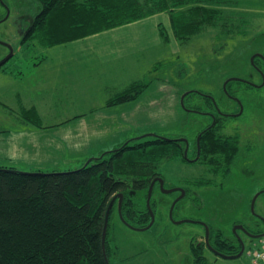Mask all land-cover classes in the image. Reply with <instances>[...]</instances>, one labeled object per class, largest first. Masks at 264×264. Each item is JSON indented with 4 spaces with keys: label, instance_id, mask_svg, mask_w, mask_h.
I'll return each mask as SVG.
<instances>
[{
    "label": "rangeland",
    "instance_id": "374dc122",
    "mask_svg": "<svg viewBox=\"0 0 264 264\" xmlns=\"http://www.w3.org/2000/svg\"><path fill=\"white\" fill-rule=\"evenodd\" d=\"M230 1L234 5L223 8L225 13L245 15L239 35L224 34L221 27L216 26L207 27L202 34L185 43L172 39L164 42L157 31L161 24L169 30V22L167 15L159 14L136 26L62 46L58 48L62 49L60 54L55 52L56 58L51 59L46 49L34 44L20 45L23 32L40 12L37 1L0 0V62L9 53L8 45L14 53L0 70V169L43 174L73 172L97 158L101 151L126 140L137 139L130 143L134 144L151 139L152 134L177 137L183 130L181 123L188 124L196 119L179 106V98L188 91L213 96L218 106H228L223 97L224 90H228L224 88L225 81L250 75L259 81L249 67L250 59L255 52L264 51V0ZM232 23H240V20L234 19ZM114 45L127 48L126 56L122 57L119 52L114 55L113 52L119 49H113ZM74 52H77L76 58L79 56L82 60L79 63L69 59ZM44 56L48 60L40 77L45 79L42 83L45 91L51 90L48 99H45L48 93L41 92L43 88L32 86L36 71L32 66H25ZM66 56L70 61L66 69L75 70L76 67L77 70L67 71L55 81V68L59 66L56 61ZM101 67L114 69L110 71L118 80L125 77L124 74L135 75L138 70V75L129 78L133 83L147 84V87L136 101L110 110L105 107L108 97L104 94L108 77H101L98 72ZM15 68L24 73L20 80V73L15 74ZM81 69L87 72L83 75L78 72ZM81 79L85 84L80 82ZM76 80L81 90L76 91L73 98H57L53 94L54 87L63 91L61 85L74 84ZM17 94H23L22 100H30L36 105L42 129L22 122ZM85 101L94 107L91 113L77 118L76 122L54 125V119L66 116V108L59 107L61 103L71 102V117H75L82 114L81 102ZM245 109L250 117L245 124L254 123L255 128V121L250 119L260 122V112L251 105ZM233 123L246 132L243 118ZM258 127L260 131L253 139L260 160H249L244 164L245 169L241 173L235 172L220 189H200L202 207L199 209L192 208L187 200L179 199L172 212L174 221L201 219L211 225L214 233L220 229L221 236L229 239L231 225L228 223L235 216L241 217L244 208L249 217L252 214L264 216V195L258 198L253 213H250V202L259 189H264V125ZM188 128L186 131L193 126ZM242 135L245 140L244 133ZM241 153L246 154L245 151ZM175 158L162 162L158 168L169 186L178 185L180 178V163ZM152 196L156 207L153 225L144 231L134 230L124 225L114 213L109 224L111 243L115 242L119 256L129 258L126 264H191V244L200 241L205 232L198 224L177 225L170 220L168 213L171 203L177 199L175 194L162 195L155 189ZM258 241L247 242L242 256L237 259L218 258L206 250L204 253L211 264H251L248 253L254 250Z\"/></svg>",
    "mask_w": 264,
    "mask_h": 264
},
{
    "label": "trees",
    "instance_id": "16d2710c",
    "mask_svg": "<svg viewBox=\"0 0 264 264\" xmlns=\"http://www.w3.org/2000/svg\"><path fill=\"white\" fill-rule=\"evenodd\" d=\"M36 1L40 12L23 32L21 47L34 44L50 49L159 14L167 15L169 22V30L161 23L158 30L164 42L172 39L185 43L207 27L216 26L224 34L239 35L245 22V15L223 11L233 7L230 0ZM234 19L240 23H232ZM146 87L131 83L109 97L105 107L130 104ZM21 112L24 124L43 127L34 107H23ZM150 136L134 144L130 143L137 139L126 140L73 172L43 174L0 169V264H126L129 258L119 256L109 236L110 219L114 213L120 218L117 201L110 209L104 256L102 232L108 205L121 194L122 220L134 228L146 227L150 221L145 203L149 184L161 163L178 154L172 140ZM152 197L149 206L155 216ZM211 239L208 243L217 251L215 245H227L228 252L221 251L223 254L239 251V246L221 241L218 235L216 243ZM204 245V241L191 244V264H211Z\"/></svg>",
    "mask_w": 264,
    "mask_h": 264
},
{
    "label": "flooded vegetation",
    "instance_id": "af4514ba",
    "mask_svg": "<svg viewBox=\"0 0 264 264\" xmlns=\"http://www.w3.org/2000/svg\"><path fill=\"white\" fill-rule=\"evenodd\" d=\"M253 56V60L250 59L249 67L259 81H255L252 75L247 76V78L236 77L235 80L234 78L227 79L225 88L228 90H224L223 97L225 105L228 106H218L213 96L202 95L199 91L185 92L179 98V106L182 111L196 117V119L188 122V124L181 123L183 130L177 134V137L152 134L155 136L154 138L159 137L173 141L174 147L178 151L175 159L180 163L178 185H167L165 178L158 169L150 182L151 184L154 181L152 193L155 189L160 191L158 180L161 179L165 190L177 189V191L171 194L160 192V194H175L176 198L187 200L192 208L199 209V206L202 207L198 194L200 189H220L235 172L241 173L245 169L243 168L244 164L249 160H260L253 137L260 131L258 126L264 125V51L262 53L255 52ZM248 105L253 106L261 114L260 122L250 119L252 122L255 121L257 125L255 128L254 123L245 124V120L250 118L245 111ZM238 118H243V127H246V132H242L240 128L236 127V123H233ZM189 126H193V128L186 131ZM255 129L257 130L255 131ZM242 133H244L245 140ZM242 151L246 152L244 156ZM261 195H264L263 188L256 192L250 202V213H253L251 207L253 206L254 209L255 202ZM115 201L118 203L117 199ZM252 217L248 216V212L244 208L241 217L231 218L228 223L231 225L229 239L221 236L220 229H218L219 232L214 233L209 223L201 219L194 221H197L195 224L202 227L204 232L203 225L207 226L208 238L212 237V243H216L215 240L218 235L221 237V241H228L239 246V250L243 244L245 250L247 242L260 240L259 236L264 235V216L252 214ZM204 238L205 235L198 242L204 241L205 243ZM215 246L219 251L215 250V247H211L219 253L228 252L227 245L224 247ZM204 250L217 257L206 245H204Z\"/></svg>",
    "mask_w": 264,
    "mask_h": 264
},
{
    "label": "crops",
    "instance_id": "0c3cea01",
    "mask_svg": "<svg viewBox=\"0 0 264 264\" xmlns=\"http://www.w3.org/2000/svg\"><path fill=\"white\" fill-rule=\"evenodd\" d=\"M146 20V19H145ZM143 21V20H142ZM142 21H138V22H135V23H132V24H129V25H126V26H123V27H120V28H117L116 30H118V29H122V28H124V27H127V26H136V25H138V24H140V22H142ZM115 30V29H114ZM111 31H113V30H110V31H107V32H103V33H100V34H97V35H95V36H91V37H87V38H84V39H81V40H78V41H74V42H70V43H66V44H63V45H59V46H55V47H53V48H62V46H66V45H69V44H72V43H76V42H80V41H86L85 39H89V38H94V37H96L97 38V36H99V35H101V34H106V33H109V32H111ZM158 32V31H157ZM158 36H159V34H158ZM159 38H161L160 36H159ZM118 45H120V44H118ZM118 45L116 46V45H114V47H113V49H116V48H119V49H117V50H115L114 52H113V54L114 55H117V52H119L120 53V55L122 56V57H124V56H126L125 54H127L126 53V50H127V48H120V47H118ZM53 48H50V49H46L47 51L46 52H48L49 53V55H50V57L49 58H51V59H54V58H56V56H55V52H59V54H60V51L62 50V49H58L59 51H57V50H54ZM76 54H77V52H74V53H71V57L69 58L70 60H76V61H78V63H79V60H81V58H79V56H78V58H76ZM124 55V56H123ZM63 58H65V59H63ZM66 58H67V56L66 57H62L61 59H59V60H57L56 61V63H57V65H59L58 66V69L57 68H55L56 69V73H55V75L53 76V78L55 79V81H57L58 80V77H60L61 75H66L67 74V71L68 72H70V71H72V70H74V69H71V70H67L66 69V64L67 63H69V65H70V61H68V60H66ZM88 58V55H86V57H85V59H87ZM109 58V57H108ZM112 59V58H111ZM47 60H48V58L46 57V56H44V57H41L38 61H36V62H33L32 61V65H25V66H27V67H30V66H32L33 67V70H35L36 71V73L33 75V77H34V79H35V82H33L32 83V86L35 88H38L39 86L41 87V88H43L42 87V83L43 82H45V79L43 78V77H40V76H42V74H43V67H45L46 66V64H47ZM105 60H106V58H105ZM82 61V60H81ZM84 62V61H83ZM50 65V64H49ZM79 65V64H78ZM77 65V66H78ZM105 68L106 67H101V68H99V74L101 75V77H103V76H106V77H108V79H107V81H106V87H105V89H104V94H106V96L108 97L107 99H106V101L109 99V97H112V95H114L115 93H117V92H119V91H121L122 89H124L127 85H129V84H131V83H133L132 81H131V78H133V77H135L136 75H138L137 74V71H136V74L135 75H130L131 76V78H129L130 76H126V74H124L123 76H125V77H120V79L118 80V79H115L113 76H112V71H110V70H113L114 71V69H112L111 67H109L107 70H105ZM75 70H77V68L75 67ZM74 70V71H75ZM89 70V69H88ZM14 71H16L15 72V74H17V73H20V70L19 69H16L15 68V70ZM73 72V71H72ZM79 73H82L83 75L87 72V70L86 69H81V70H79L78 71ZM23 74L24 73H20L19 74V76H18V80H20L21 78V76H23ZM49 76V75H48ZM52 78V77H51ZM80 82L81 83H84V80H80ZM85 82H87V81H85ZM120 83H124L122 86H120ZM85 84V83H84ZM58 85V84H57ZM62 87H64V90L63 91H60V90H56V87H54L53 88V94L57 97V98H73V95H75V92L76 91H80L81 89H80V86H77V80H76V83H70V82H66V83H64L63 85H61ZM40 89H38V91H39ZM41 92H44V95H45V88H43V89H41ZM46 93H48V97H46L45 99H48L49 98V94L51 93V90L49 89V88H47V92ZM100 94V93H99ZM85 95L86 96H88V93L86 92L85 93ZM22 96H23V94H17V98H18V100L19 101H17V105H18V110L19 111H21V109L24 107V108H30V107H34L36 110H37V107H36V105L35 104H33V103H31L30 102V100H22ZM20 97H21V100H20ZM71 102H69V103H67V104H63V103H61L60 104V108H63V107H65L66 109L64 110V115H66V116H64V117H62V118H59V119H54L55 120V124L54 125H60V124H63V123H66V122H73V120L76 122L78 119L77 118H79V117H82L83 115H85V114H88V113H91L92 112V110H93V106H90V103H89V101H85V102H81V107H82V114L81 115H78V116H75V117H71V113H72V106H73V104H70ZM120 107H122V106H120ZM59 108V109H60ZM114 108H116V107H111V108H109L110 110L111 109H114ZM59 109H56V110H59ZM55 110V111H56ZM39 114V113H38ZM69 115V116H68ZM43 128V127H42ZM41 128V129H42ZM121 144V143H120ZM120 144H117V145H115V146H113V148L112 149H115L114 147H118ZM112 149H107V151H109V150H112ZM103 152H105V151H101L100 153H103ZM100 153H98V154H100ZM87 159H85V160H83V162H85Z\"/></svg>",
    "mask_w": 264,
    "mask_h": 264
},
{
    "label": "water",
    "instance_id": "95a60500",
    "mask_svg": "<svg viewBox=\"0 0 264 264\" xmlns=\"http://www.w3.org/2000/svg\"><path fill=\"white\" fill-rule=\"evenodd\" d=\"M7 49L9 50V53L6 57H4V59L0 62V67L2 65H4L12 56H13V50H12V47L10 45L7 46ZM254 56L251 58V61L253 60ZM235 80V78H234ZM224 88H225V84H224ZM159 181V188H160V192L161 193H164V194H171V193H174L177 191V189H169V190H165L163 188V182L161 179L158 180ZM153 184H154V181L149 185L148 187V191H147V196H146V206L148 208V211H149V214H150V221L148 223V225L144 228H134L132 227L131 225H129L128 223H126L124 220H122L121 216H120V208H121V202H122V195L121 194H118L116 195L115 197H113V199L111 200V202L109 203L108 205V208H107V211H106V217H105V222H104V227H103V232H102V248H103V251H104V256H105V250H104V246H105V238H106V233H107V225H108V220H109V214H110V209L112 208L113 206V203L114 201L118 198V203H117V210H118V215L120 217V220L121 222L126 225L127 227L131 228V229H134V230H138V231H144V230H147L149 229L153 223H154V220H155V216H154V213L150 210V206H149V202H150V199H151V196H152V188H153ZM180 198H177L175 201H173L170 205V208H169V213H168V216L170 218V220L174 223V224H181V223H190V224H195L197 223V221H194V220H181V221H174L173 220V217H172V212H173V209L175 207V204L179 201ZM251 210H253V206L251 207ZM204 228H205V245L207 246V248L212 252L214 253L218 258H222V259H228V260H232V259H237L239 257L242 256L243 254V251H244V246L243 244H241L240 246V250L238 253L236 254H232V255H228V254H222V253H219L215 250L212 249V247L209 245L208 243V228L207 226L204 224L203 225ZM258 238V237H256ZM259 238H264V235H261L259 236ZM106 262H107V259H106Z\"/></svg>",
    "mask_w": 264,
    "mask_h": 264
},
{
    "label": "built area",
    "instance_id": "2783aa9c",
    "mask_svg": "<svg viewBox=\"0 0 264 264\" xmlns=\"http://www.w3.org/2000/svg\"><path fill=\"white\" fill-rule=\"evenodd\" d=\"M251 264H264V239H260L254 250L248 253Z\"/></svg>",
    "mask_w": 264,
    "mask_h": 264
}]
</instances>
